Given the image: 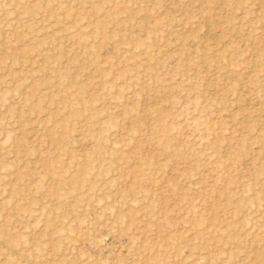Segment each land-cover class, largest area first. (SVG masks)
Wrapping results in <instances>:
<instances>
[{
	"label": "rangeland",
	"instance_id": "1",
	"mask_svg": "<svg viewBox=\"0 0 264 264\" xmlns=\"http://www.w3.org/2000/svg\"><path fill=\"white\" fill-rule=\"evenodd\" d=\"M0 264H264V0H0Z\"/></svg>",
	"mask_w": 264,
	"mask_h": 264
},
{
	"label": "bare ground",
	"instance_id": "2",
	"mask_svg": "<svg viewBox=\"0 0 264 264\" xmlns=\"http://www.w3.org/2000/svg\"><path fill=\"white\" fill-rule=\"evenodd\" d=\"M4 245V244H3Z\"/></svg>",
	"mask_w": 264,
	"mask_h": 264
}]
</instances>
